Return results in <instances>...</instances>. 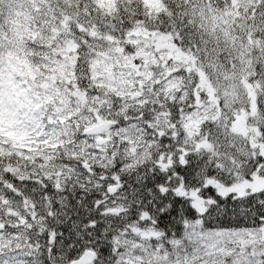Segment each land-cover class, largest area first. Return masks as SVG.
<instances>
[{
  "label": "snow or ice",
  "instance_id": "1",
  "mask_svg": "<svg viewBox=\"0 0 264 264\" xmlns=\"http://www.w3.org/2000/svg\"><path fill=\"white\" fill-rule=\"evenodd\" d=\"M0 264H264V0H0Z\"/></svg>",
  "mask_w": 264,
  "mask_h": 264
}]
</instances>
